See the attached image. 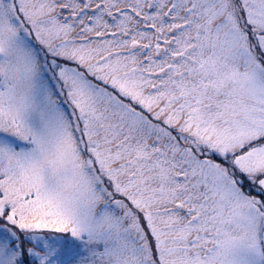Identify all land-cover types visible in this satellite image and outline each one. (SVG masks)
Here are the masks:
<instances>
[{
	"label": "snow or ice",
	"instance_id": "snow-or-ice-1",
	"mask_svg": "<svg viewBox=\"0 0 264 264\" xmlns=\"http://www.w3.org/2000/svg\"><path fill=\"white\" fill-rule=\"evenodd\" d=\"M0 264H264V0H0Z\"/></svg>",
	"mask_w": 264,
	"mask_h": 264
}]
</instances>
